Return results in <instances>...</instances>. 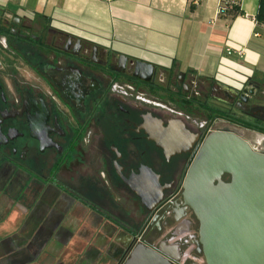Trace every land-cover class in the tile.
<instances>
[{"label":"crops","instance_id":"obj_1","mask_svg":"<svg viewBox=\"0 0 264 264\" xmlns=\"http://www.w3.org/2000/svg\"><path fill=\"white\" fill-rule=\"evenodd\" d=\"M221 1L0 0V21L46 23L117 58L123 55L129 62L152 64L158 79L170 73L181 77L180 82L197 78L235 90L249 80L264 85V24L255 20L258 0H239L238 12L218 16ZM191 107L194 111L196 105ZM218 125L228 126L222 121ZM143 128L165 153L180 151L190 138L193 140L185 125L164 124L151 115L144 117ZM172 141L175 145L168 146ZM94 163L87 175L94 189L87 192L88 204L60 190L55 211L52 204L30 206L26 211L0 207V264H52L56 256L40 261L42 256L36 250L45 247L49 253L47 241L56 236L66 238L65 244L58 246L65 247V260L70 264L121 262L133 237L141 232L136 221L142 213H149L148 205L163 200L165 186L146 165L128 171L118 162ZM97 169L105 184L114 181L115 189L98 184ZM134 203L142 213L133 214ZM147 243L157 245L149 239ZM174 243L169 241L164 250L174 254Z\"/></svg>","mask_w":264,"mask_h":264},{"label":"flooded vegetation","instance_id":"obj_2","mask_svg":"<svg viewBox=\"0 0 264 264\" xmlns=\"http://www.w3.org/2000/svg\"><path fill=\"white\" fill-rule=\"evenodd\" d=\"M8 23L7 28L0 22V26L7 28V34L0 33V160L14 164L30 161L31 169L43 170L50 165L52 156L54 163L67 169L75 159L73 150L85 146L99 156L94 164L118 162L128 171L141 165L151 167L165 186V197L155 213L146 214L141 232L134 237L142 234L146 244L149 239L162 247L176 241L182 248L184 264L194 261L204 264L200 247L195 244L198 222L182 198L186 169L208 127H212L211 132L229 128L242 133L249 141L264 137V107L255 103L264 87L258 85V90L253 89L257 84L247 81L243 88L249 99L243 103L235 89L219 83L205 86L195 82L193 85L192 81L187 86L186 81L180 82L177 78L173 83L184 90H167L168 101L189 112L186 114L184 110L183 115L177 116L112 91L114 82L155 91L165 83L168 89L171 81L167 77L156 79L155 73L150 83L140 81L133 77L130 62L123 72L118 58L110 52L55 31L46 23L14 19ZM34 24L41 29V34H33ZM17 39L29 40L31 44L20 46ZM19 61L36 82L20 78L16 66ZM251 89L253 93L249 94ZM193 105L196 108L191 111ZM147 115L160 118L164 124L181 119L193 140L190 138L180 151L165 153L148 138L143 128ZM240 116L247 120L245 126L242 118L241 121L236 118ZM202 120L205 128L200 127ZM221 121L228 126H219ZM48 170L52 172L53 167L50 165ZM222 180L228 181L229 176ZM128 249L120 264L128 257Z\"/></svg>","mask_w":264,"mask_h":264},{"label":"water","instance_id":"obj_3","mask_svg":"<svg viewBox=\"0 0 264 264\" xmlns=\"http://www.w3.org/2000/svg\"><path fill=\"white\" fill-rule=\"evenodd\" d=\"M128 62L126 56H118L123 72ZM130 64L134 70L133 77L151 82L155 74L152 64L140 60ZM252 87L259 89L258 85ZM253 89L248 90L249 94ZM246 92L243 87L236 90L243 103L249 99ZM236 118L243 119L244 126L248 123L241 116ZM172 122L180 128L185 125L181 119ZM262 138L249 141L242 133L223 128L201 138L192 152L182 184V198L198 222L196 244L200 247L204 264H264ZM167 145L175 144L172 141ZM224 176H229V180L223 181ZM159 204L148 205V212L155 213ZM133 241L135 244L129 246L128 257L122 264H180L176 245L172 248L173 256L162 245L146 244L142 234L133 237Z\"/></svg>","mask_w":264,"mask_h":264},{"label":"rangeland","instance_id":"obj_4","mask_svg":"<svg viewBox=\"0 0 264 264\" xmlns=\"http://www.w3.org/2000/svg\"><path fill=\"white\" fill-rule=\"evenodd\" d=\"M4 24L6 25L7 28L10 27L9 23L5 22ZM32 32L35 35H39L42 33L41 29L37 27V24L32 29ZM4 34H7V32ZM18 41H19L18 43L22 44L20 46L23 47L31 44L29 40L26 41L18 40ZM16 46H19V44ZM1 47L2 45L0 44V49ZM16 66L18 67L17 71L19 73L20 78L27 81L36 82L32 77V73L29 71L27 67H25V65L21 61L17 62ZM156 79H158V77ZM173 81H171V83L169 84L168 89L166 88L167 85H165V83H163V85L160 86L161 89H158L157 91L145 89L144 87L141 86L137 87V89L138 91L144 92L149 100L154 102H159L161 104H166L167 106L177 110L178 112L184 113V110H180L176 108L172 102L168 101L169 92L166 91L168 90V91L176 92L178 89H180L179 84H174ZM192 81L198 84H203L205 86L207 85L206 82L199 80L197 78H194ZM185 83L187 86L191 84L190 81H186ZM255 103L264 106V91L259 92ZM212 105H216V103L214 104L212 102ZM147 106H152V105H147ZM185 112L186 114H189L188 111ZM102 113H103V109L100 111V114ZM234 113L237 114L238 116L240 115L238 111ZM93 150L94 149H88V147L85 146L83 147V149L77 148L76 150H73L72 157L73 158L75 157V159L73 162H71V164L68 166L67 169H64V166L61 167L60 165H59L60 167L58 166V168H55L57 164L54 163L55 158H53L52 156L49 157L50 165L51 167H53L52 172L48 170L50 165L47 168H44L43 170H40V168L38 169L35 168V170H33L31 169L30 161H26V162L19 161L17 165L6 160H0V207L12 206L13 208L18 209L19 211H26L32 206L33 207L35 206L36 208L41 207L43 205L49 207L52 204L51 207H53L52 209L55 211L56 207H59L60 190H63L64 192L68 193L74 198L77 197L80 201H83L84 203L88 204V201H90L89 200L90 197L88 196L89 194L87 192L90 191L91 189L94 191V189L93 187H91L92 182L87 177L88 171L89 174H91V169H93L92 168L93 166L92 164L88 165L87 160L92 159V161H96V159H98L99 157L97 156V153L94 152ZM76 171L78 172L77 174H75ZM97 174L98 175H96V180L102 188H106L109 190L108 186H110L111 189H115L116 184L114 183V181L113 182L108 181V184H105V182L102 180V177H100L98 169H97ZM50 197L52 198L51 200L55 198V201H50V199H48ZM46 201H47V205H46ZM133 207H134L133 214L134 212H141L139 205L137 203H134ZM131 216L132 218H134V215ZM144 218L145 215L142 213V215L136 221V226L141 230L143 228ZM115 220L117 221V224L120 223L117 218H115ZM165 231H167V228L165 229ZM47 242H48L47 244H49L47 248L49 249V253L45 252L44 250L45 247L44 248L42 247L40 249L37 248L38 250H36V251H40V254L42 256L40 258V261L42 260V258L43 260L45 259L52 260V258L56 256V259L52 262V264H70L65 260V252H66L65 247L61 248L60 246H58V244H65L66 238L59 240L58 237L56 236L54 239H49V241ZM48 254L49 256L47 257L44 256ZM25 257L23 256V258ZM45 264H48V262L46 261ZM105 264H109V263H105ZM116 264H120V263H116Z\"/></svg>","mask_w":264,"mask_h":264},{"label":"built area","instance_id":"obj_5","mask_svg":"<svg viewBox=\"0 0 264 264\" xmlns=\"http://www.w3.org/2000/svg\"><path fill=\"white\" fill-rule=\"evenodd\" d=\"M106 1H112V0H106ZM232 5L233 6H239V0H236L234 2H228V1H224V0L221 1L220 4H219V7H218L217 15L218 16L226 15L228 13V8L230 6H232ZM226 51H227V53H230V50L229 49H226ZM192 84L194 85L195 82L192 81ZM112 91L115 92V93L124 95V96H126V97H128V98H130V99H132V100H134V101H136L138 103H140V104H143V105H152V106L161 108L163 110H168V111H170L171 113H173V114H175L177 116L183 115L181 112H178L177 110H175V109L167 106L166 104H161L159 102H154V101L149 100L146 97V95H145L144 92L138 91V89H136L134 87V85H132V84H120L118 82H114L112 84ZM185 117L188 118L187 115H185ZM199 124H200V127L201 128H205L206 127L204 121L203 122H200ZM211 128L208 127L206 129V132H205L204 136H206V135H208V134L211 133V130H212ZM196 241L197 240H195V244H196ZM165 245H166V243H165ZM175 245L177 246V251L176 252H177V254L180 257V264H184V262L181 259L180 244L178 242L174 243L173 246H171V249L174 248ZM171 255L175 256V253L174 254H171ZM191 264H199V263L194 261V262H191Z\"/></svg>","mask_w":264,"mask_h":264},{"label":"trees","instance_id":"obj_6","mask_svg":"<svg viewBox=\"0 0 264 264\" xmlns=\"http://www.w3.org/2000/svg\"><path fill=\"white\" fill-rule=\"evenodd\" d=\"M228 11L229 12H232V13H236L239 11V8L237 6H230L228 8ZM255 20L257 21V23H261V24H264V0H258V8H257V13H256V16H255ZM7 32V29L3 26H0V33L1 34H4ZM167 78L169 79V81H173V80H177V75H171L170 73H167ZM193 79L190 78L189 80L188 79H184V82L185 81H192ZM257 85H260L261 87H264V85L262 84H258ZM181 88V87H180ZM182 90H184L183 88H181ZM180 107H183L182 105H180ZM59 166V163L57 162L56 164V167L55 168H58Z\"/></svg>","mask_w":264,"mask_h":264},{"label":"bare ground","instance_id":"obj_7","mask_svg":"<svg viewBox=\"0 0 264 264\" xmlns=\"http://www.w3.org/2000/svg\"><path fill=\"white\" fill-rule=\"evenodd\" d=\"M150 131V130H149Z\"/></svg>","mask_w":264,"mask_h":264}]
</instances>
